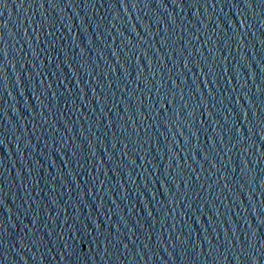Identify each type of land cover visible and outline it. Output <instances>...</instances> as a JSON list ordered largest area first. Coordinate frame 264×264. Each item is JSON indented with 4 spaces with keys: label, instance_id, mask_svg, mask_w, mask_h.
<instances>
[{
    "label": "water",
    "instance_id": "obj_1",
    "mask_svg": "<svg viewBox=\"0 0 264 264\" xmlns=\"http://www.w3.org/2000/svg\"><path fill=\"white\" fill-rule=\"evenodd\" d=\"M0 264H264V0H0Z\"/></svg>",
    "mask_w": 264,
    "mask_h": 264
},
{
    "label": "snow or ice",
    "instance_id": "obj_2",
    "mask_svg": "<svg viewBox=\"0 0 264 264\" xmlns=\"http://www.w3.org/2000/svg\"><path fill=\"white\" fill-rule=\"evenodd\" d=\"M248 7H253V5L251 3L247 4Z\"/></svg>",
    "mask_w": 264,
    "mask_h": 264
}]
</instances>
